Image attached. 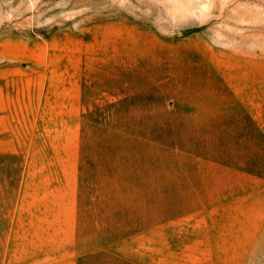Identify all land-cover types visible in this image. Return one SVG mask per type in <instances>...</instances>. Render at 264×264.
Instances as JSON below:
<instances>
[{"label":"rangeland","instance_id":"374dc122","mask_svg":"<svg viewBox=\"0 0 264 264\" xmlns=\"http://www.w3.org/2000/svg\"><path fill=\"white\" fill-rule=\"evenodd\" d=\"M0 264H264V0H0Z\"/></svg>","mask_w":264,"mask_h":264}]
</instances>
